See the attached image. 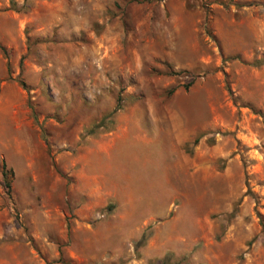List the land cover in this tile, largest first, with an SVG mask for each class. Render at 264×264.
<instances>
[{"label":"rangeland","instance_id":"obj_1","mask_svg":"<svg viewBox=\"0 0 264 264\" xmlns=\"http://www.w3.org/2000/svg\"><path fill=\"white\" fill-rule=\"evenodd\" d=\"M162 258L264 264V0H0V264Z\"/></svg>","mask_w":264,"mask_h":264},{"label":"crops","instance_id":"obj_2","mask_svg":"<svg viewBox=\"0 0 264 264\" xmlns=\"http://www.w3.org/2000/svg\"><path fill=\"white\" fill-rule=\"evenodd\" d=\"M110 181V180H109ZM94 182H96V184H93ZM106 179L105 181H102V178H96L94 177L92 180H90V182H87V189L88 192L91 196L93 197H97L98 192H103V188L106 186ZM113 184L111 186H113V190L111 191L110 189H107V191H109L107 194L104 192L102 195H115L117 200L119 202L124 203L125 207H124V218L126 219V221L128 222V220H130L132 218V216L134 215V206L135 204H133L134 199L132 198L131 195L126 194L128 197L123 196V194H121V192H123V188L121 186H118L119 184L117 183V181L112 182ZM119 187V188H118ZM93 202V201H92ZM94 204V202H93ZM88 208L90 209H94L95 206L94 205H89ZM76 212H80L81 214H83V210H76ZM86 214H90L91 212H86ZM149 219V218H148ZM125 221V222H126ZM76 222V221H75ZM79 224V223H78ZM127 225L129 226V224L127 223ZM75 226V225H74ZM137 225H133L130 227H136ZM138 233L140 234V230L138 231ZM138 234V235H139ZM55 246V244H54ZM87 246V251L85 253H81L79 251L76 250L75 247H73V245L67 244L64 247H61L63 250L64 248H66V252H67V256H69L71 259H76L79 257H83V258H89V259H94L99 257V253L95 251V242L93 241V239H91L89 242L86 243ZM53 247V246H52ZM96 252V253H95ZM60 256V252H58V250L56 249V254L54 253L52 255V257L50 259H48V261H53V260H58V257Z\"/></svg>","mask_w":264,"mask_h":264},{"label":"trees","instance_id":"obj_3","mask_svg":"<svg viewBox=\"0 0 264 264\" xmlns=\"http://www.w3.org/2000/svg\"><path fill=\"white\" fill-rule=\"evenodd\" d=\"M112 112H114V111H112ZM1 175H2L5 187L9 190L11 188V180L14 176V172L11 168L7 167L4 160H2ZM145 240L146 239H145L144 233H142L141 237L139 238V240L137 242L139 244H143L145 242ZM162 259H160V262L158 261L156 264H167L168 260H165V258L163 260ZM187 264H190V263H187Z\"/></svg>","mask_w":264,"mask_h":264}]
</instances>
